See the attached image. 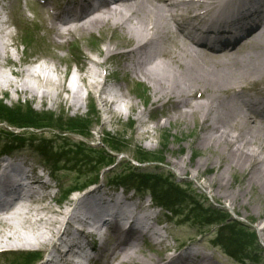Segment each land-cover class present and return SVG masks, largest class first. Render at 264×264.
Segmentation results:
<instances>
[{
	"label": "bare ground",
	"instance_id": "bare-ground-1",
	"mask_svg": "<svg viewBox=\"0 0 264 264\" xmlns=\"http://www.w3.org/2000/svg\"><path fill=\"white\" fill-rule=\"evenodd\" d=\"M36 4L37 8L31 5V9L49 40L38 42L46 48L37 51L36 45L37 49L28 53L34 54L28 65L18 55L19 45L26 41L13 36L19 31L18 19L10 32H6L5 22H0V49L15 48L13 54L9 50L2 58L0 52L2 90L8 93L11 87L14 93L25 94L29 93V81H47L55 90L51 95L54 102L69 100V106L78 109L84 104L76 90L82 84L105 114H126L129 123L133 119L139 122L135 131L148 136L178 121L188 126L198 120L201 137L197 149L207 151L208 157L193 164L192 157L199 156L193 151L186 160L173 162L175 169L181 174L193 172L197 180L213 170L202 186L215 199L229 200L234 210L264 200V0H38ZM29 18L22 12L20 20L27 23ZM76 35L79 37L73 40ZM88 40L101 46L95 45L94 51ZM23 45L26 51L28 44ZM86 51L94 52L96 58ZM113 64L117 70L112 71ZM73 67L76 88L62 77L58 79L60 73L68 76ZM48 71L56 75L48 77ZM121 78L125 84L111 92L112 79ZM128 83L143 85L144 93L137 94L138 98L122 89ZM137 102L143 103L146 113L138 109ZM144 114L148 120L164 116L166 123L143 131ZM71 144L85 147L83 143ZM21 149L15 155L0 152V225L7 223L16 231L0 241V250L30 256L24 264H72L73 254H82L95 264H224L214 257L215 251L203 247L200 231L186 236L184 239L191 241L173 251L169 237L157 226L165 222L163 215L148 203L147 194L136 183L125 182L120 172L115 177L125 184H112L104 177L89 189L92 177L77 183L82 177L76 174L68 191L85 193L69 196L55 209L49 197L38 192L51 185L44 176L48 161L32 153L28 158ZM125 164L120 162L116 169ZM75 167L66 165L69 171ZM232 172L243 175L237 177ZM164 174L171 173H160ZM35 211L43 212L32 223L35 241L29 242L20 237L18 215L26 213L28 223ZM182 214L194 217L191 212ZM219 216L229 217V213L222 211ZM93 221L113 229L98 239L94 228L88 231ZM207 227L212 229L213 222ZM240 227L248 229L243 224ZM40 228L46 230L47 237ZM262 230L264 239V226ZM143 247L167 254L155 256L151 251L147 255Z\"/></svg>",
	"mask_w": 264,
	"mask_h": 264
},
{
	"label": "rangeland",
	"instance_id": "rangeland-1",
	"mask_svg": "<svg viewBox=\"0 0 264 264\" xmlns=\"http://www.w3.org/2000/svg\"><path fill=\"white\" fill-rule=\"evenodd\" d=\"M20 4V6H19ZM7 9L13 13L10 16V23L12 17H16L18 19V23H15L17 27L19 28L18 32H13V36H17L20 42H23V39L26 41L23 44H28L27 50L24 51L26 48L23 44L19 45L18 51L20 57L22 58V63H31L30 59H33V55H29L28 53H31L37 45V51L42 50L43 48H46L45 45L40 47L38 45V42L40 40L46 41L49 40L48 35H46V31L39 27V17L36 16V11L31 9V5H34L37 8V4L35 3V0H31L29 3L28 0H8L7 2ZM21 9L24 14L30 15V20L22 21L19 20V18L16 16V11ZM43 10L42 7L38 8ZM37 9V11H39ZM20 10V11H21ZM21 11V12H22ZM40 16V14H39ZM41 17V16H40ZM22 19V18H21ZM2 34H0V37ZM96 36H99V33L96 34ZM79 37L78 35L75 36L74 39H77ZM90 37V36H86ZM5 39V38H4ZM1 40V39H0ZM6 40V39H5ZM9 42V41H8ZM88 43L92 46V49L96 51V48L94 47L98 43L95 40H88ZM98 46L100 47L101 44L99 43ZM102 47H104L102 45ZM86 48V47H85ZM2 55L1 58L4 56H7V51L11 52L12 54L15 52V48L9 47V49L1 48L0 49ZM59 54H62L61 51H55ZM90 53L93 57L96 58V55L94 52L91 53V51H86ZM70 55L75 56V53L72 52ZM28 65V64H27ZM92 66V65H91ZM120 68V67H119ZM118 67L113 64L112 71L117 70ZM0 67V82L2 79V71ZM75 70V67L72 68V72ZM6 71V70H4ZM52 71L46 72V76L52 75ZM56 73L52 76H55ZM59 78H63L66 81H68L70 84H73L71 81L68 80V76L64 74H59ZM122 76V73H120ZM12 78L17 81V78L12 76ZM97 79L101 80L100 77ZM94 80V78H92ZM47 81L40 83L38 81H29L28 85V92L25 94H19L14 93V91L11 89V87H8L10 92H6L7 89L2 90V86H0V111L5 110L3 116L8 117L9 120L17 119V120H23L27 119L25 122H29L30 124H38L43 125V127L40 130L33 131L35 140L27 142L28 145L25 146L24 150L29 151L32 154L36 155L37 157L41 158L40 155L42 153H39V150L35 149V145L39 142V140H43L44 138H50L54 142V147L52 149L54 151L58 150L60 151V157L57 155H54L53 159L51 156L46 155V161L49 163L50 168H46L47 171H53V174L56 178L51 176V185L53 186L51 194V205L55 209H59V207L62 204V202H65L66 198V186L72 180L76 173L75 171H66L64 167H66L67 163H71L74 159L77 160L78 158L81 159V169L83 170V175L81 174V181L86 179L88 170L91 168H94V165H96L97 169L94 171H91L89 176L91 175L92 180H97L96 184L104 181V177L106 176L110 183H114L115 181H121L118 178H114L117 173L120 172L124 177H127L130 174V171L128 167L124 166L123 169H114V167L117 166L118 163L124 162L125 165H129L131 167H136L138 164L133 160V158L136 157H147L149 160H157L158 163H149L145 162L144 165H140V167L146 168L151 167L150 170H162L170 172L171 174L166 175L164 178L162 177L160 180H156L155 177H150L149 181L147 182V186L151 190H147L149 193H154L152 190L153 183H156V187H158L160 190L170 188L168 184H178L182 185L184 187L185 191V198L182 199L180 204L178 206L174 207V214L165 212L162 208H159V210L162 212V215L164 216L165 224L160 226L159 228L162 230L165 236L169 237L170 244H172L173 247L176 246L177 238H181V240H190V239H184L188 235H194L195 233L201 232L203 234V247L206 249H210L215 251L214 257L218 258L220 261H222L224 264H250L251 260H256L257 264H264V239H263V226H264V200L260 201L257 200L256 202H251L245 206H242L240 209L234 210L235 206L233 207L231 205V202L226 199L217 200L215 197H213L210 194V191L206 190L202 183L205 182V179L209 175H213L214 171L210 170L209 174L206 176H202L199 178V180L195 179L193 177V172H188L186 174H181L179 171H177L173 165V162L180 161L182 158L183 160H186L189 158L193 151H196L199 155L198 158L192 157V163H197V161L205 159L208 157L207 151L201 149H197L198 145V139L201 137V132H199L201 124L198 120L196 121H190L188 126H185L180 121L176 123H172L171 126H168L162 130H158L155 132V134H151L148 136L142 135L140 133H137L135 131V128L139 125V122H137L135 119L134 122L129 123L127 119L126 114H122L118 117L117 114H111L107 115L105 114L101 109V104L98 103L97 98L90 99L86 96V87L84 85H80L78 87L80 95L83 96V106L81 108H75L70 107L69 100L64 101L62 104L58 102H54L51 99V95L54 94L55 90L52 88V85L47 84ZM4 84V83H3ZM125 84V81L121 78L118 81H115L112 79V82L110 84L111 92L115 90L118 86ZM128 87H124L122 89H125L128 93L131 92L132 94L136 95L143 92V88L140 84H127ZM74 86V85H73ZM74 86L73 88H76ZM111 92H108V96L111 94ZM34 94L36 96H34ZM104 94V96L107 97V95ZM33 95L34 97H32ZM41 95H44L45 97H40ZM66 97H69V95L64 93ZM48 98V99H47ZM139 98V97H138ZM139 101V100H138ZM68 103V104H67ZM138 109L142 110L143 113H146L145 106L141 102H137ZM114 109V111H117L116 108L111 107ZM144 109V110H143ZM100 114V115H99ZM15 116V117H12ZM101 116V117H100ZM23 118V119H22ZM112 120L109 122V120ZM149 116L148 114H144L141 117L142 121H146V125L141 128L143 131H147L146 129L150 128L151 130L153 127L156 126V124H162L165 125L166 118L164 116L158 118L154 117L151 120H148ZM22 122V121H20ZM144 128V129H143ZM1 130H9L15 128L7 127L6 125H0ZM0 130V132H1ZM18 131H21L18 130ZM24 131H32L28 129H24ZM22 132V131H21ZM1 136L4 134L0 133ZM26 134V133H24ZM44 137H40V135H43ZM7 137V136H5ZM31 139V137H28ZM66 138V141L63 139ZM75 141V143H83L85 146L82 149L77 148H71L72 146L64 147V149H68L66 154H63V149H59L62 145H69V141ZM4 141L1 143L3 144ZM110 144L117 145L118 149H113L112 151L108 149L107 145L111 146ZM72 149V150H70ZM94 150V151H92ZM109 151L113 152L110 153ZM122 151V152H120ZM27 153L28 158H32V154ZM71 152V153H70ZM120 152V153H118ZM70 153V154H68ZM38 154V155H37ZM212 155V154H211ZM103 158L100 162V157ZM214 156V154H213ZM76 157V158H75ZM94 162H93V161ZM57 162V163H56ZM54 163H56L54 165ZM115 165L113 166V164ZM153 165V166H151ZM158 166L159 168H152ZM101 168V170H100ZM128 168V169H127ZM57 169H60L59 172L56 171ZM46 171V172H47ZM192 171V168L190 169ZM48 172V173H49ZM70 172V173H69ZM237 175V177H242L241 172H232ZM233 174L229 173V177H233ZM114 181V182H113ZM128 182H133V180L129 179ZM134 183V182H133ZM175 184V185H176ZM245 184V183H244ZM244 186V185H243ZM236 188L239 186L236 184ZM241 187V186H240ZM171 189V188H170ZM254 192H256L254 190ZM54 195L56 196L54 198ZM77 195H81L79 193L74 194L73 197H76ZM147 197L150 201H152L150 195L147 193ZM255 197V196H254ZM257 198V197H256ZM255 199V198H254ZM60 202V203H59ZM182 204V211L181 212H187L184 209L189 208L190 212L194 215L192 216L190 223H185L186 218L177 217L176 209L180 208V205ZM202 209L205 211L207 210H215V212H218L215 214L214 217L210 219V222H217L219 219L220 212H228L229 218L225 220L224 222L213 224L212 229L207 227V224H209V220L207 218L201 219L202 215L197 212L199 209H196V207L201 206ZM168 209L173 210V206H168ZM195 211V212H194ZM43 211H40L42 213ZM180 212V211H177ZM38 211L33 212L31 215L32 222L25 223V217L27 216L26 213H21L18 216H20L21 221L19 226H17L18 230H21L22 236L26 241L34 242L35 241V235L32 232V226L36 219H38L41 215ZM11 214H7V217H10ZM174 216V217H173ZM17 217V216H15ZM14 216H11L10 218H15ZM47 218H54V215H48ZM236 221L240 224L245 225L249 230H254L256 234V244L254 246L249 244H244L245 248L241 250L239 254L236 255L237 252H234L228 247V239L226 232L228 233L229 228H227L224 224L228 221ZM28 221V220H27ZM94 223V222H93ZM196 224V225H194ZM23 225L26 227L23 228ZM37 226V224H36ZM38 227V226H37ZM92 228H94V225H92ZM41 229V228H40ZM15 228L13 226H10L7 223H3L0 225V241L7 240L9 236L14 235ZM43 233L47 237L46 230L41 229L40 233ZM18 235V234H17ZM196 240V235H195ZM201 238V237H198ZM191 241V240H190ZM197 241V240H196ZM212 241L214 243H212ZM217 244V245H216ZM216 245V246H215ZM214 246V247H213ZM218 246V247H217ZM229 248L228 250L232 252L231 257L229 254L225 255L223 251L225 249ZM144 250L147 251V255L150 254V252L153 255H159L164 256L167 254V252L162 253L160 251L156 252L155 249H149L147 247H143ZM256 256V259H253L252 257ZM237 257H240L241 259H237ZM251 259V260H250ZM238 260V261H236ZM0 264H14L13 256L7 257V255L0 258Z\"/></svg>",
	"mask_w": 264,
	"mask_h": 264
},
{
	"label": "trees",
	"instance_id": "trees-1",
	"mask_svg": "<svg viewBox=\"0 0 264 264\" xmlns=\"http://www.w3.org/2000/svg\"><path fill=\"white\" fill-rule=\"evenodd\" d=\"M4 111L5 110H1L0 111V119L6 120V121L10 122L11 124H14V125H17V126H23L24 125L25 127H32L34 129H40V128L43 127V125L30 124L29 122H25V121H27V119H23V118H22L23 120H17V119L9 120L8 117L3 116ZM12 117H15V116H12ZM20 121H22V122H20ZM110 145L111 146L108 145V147L111 150L118 149L117 145H114V144H110ZM82 148H84V147L79 146V149H82ZM70 150H72V149H70ZM49 152H50L51 157H54L56 151L51 150ZM70 153H68V154H70ZM103 158H105V157L104 156L100 157L99 162ZM145 158H147V157H143L141 159L142 160H146ZM81 164L82 163H81V159L80 158H78L77 160L74 159L71 163H68V165H75V166H82ZM94 168L97 169L96 165H94ZM129 171H130V174L127 177H124L122 175V179L123 180L139 179L140 180L139 183H142V184L146 185L147 182L150 179V176L143 174L142 171L137 172L136 170H133V169H129ZM155 178H156V180H160L162 177H155ZM168 186L171 189L167 188V189L160 190L158 187H156V183H153V186L151 188H152V190L155 193V194H153L154 197H156V199L160 203H162L166 207H167V205L168 206H173V209H174V207L178 206L180 204V202L182 201V199L185 198V191H184V189L181 186H177L175 184H168ZM181 206H182V204L180 205V207ZM202 208H203L202 205L196 207V209H199L197 212H199L202 216H204L205 218H207L210 221V219L215 216V212H208V211H205ZM228 218L229 217H222V218L219 217V219L215 223L224 222ZM224 225L227 228H229L228 233L226 232L227 239H228V247L231 250H233L234 252H237L236 255L239 254L241 252V250L245 248V245H244L245 243L246 244L251 243L252 246H254L256 244V242H255L256 234H255L254 230L253 231L249 230V229L246 230V228L240 227L242 224H240V223H238L236 221L235 222L231 221V220L228 221L227 223H225ZM229 248H227V250ZM228 252L231 255L233 254L229 250H228ZM252 258L256 259L257 257L254 256Z\"/></svg>",
	"mask_w": 264,
	"mask_h": 264
}]
</instances>
